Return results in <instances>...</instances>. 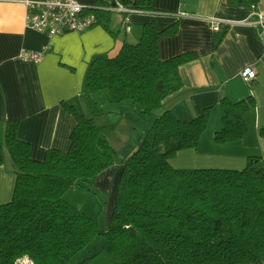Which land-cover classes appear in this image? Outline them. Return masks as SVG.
Instances as JSON below:
<instances>
[{"label":"trees","instance_id":"trees-1","mask_svg":"<svg viewBox=\"0 0 264 264\" xmlns=\"http://www.w3.org/2000/svg\"><path fill=\"white\" fill-rule=\"evenodd\" d=\"M256 5L259 0H252ZM242 6L244 0H228ZM154 10L152 0H97L85 13L93 25L112 33L115 7ZM92 25V26H93ZM175 22L161 30L154 22L142 26L137 43L125 42L114 57H96L86 74L92 93L106 89L112 102L131 100L147 114L182 86L179 67L198 58L184 51L158 56V39L173 34ZM220 39L217 38L216 42ZM219 143L242 138L243 114L254 107L249 95L238 101L222 98ZM76 119L68 149L50 148L43 159L30 156V143L18 137V119L6 121L0 143V164L6 148L16 167L10 201L0 204V264H17L27 256L33 264H70L100 234L101 248L76 264H264V156H249L242 169L174 168L179 150L196 147L206 129L210 107L189 120L164 110L138 146L121 159L113 210L108 226L65 199L74 186L95 191L98 175L116 164L110 128L94 116L64 102ZM264 136V128L260 130Z\"/></svg>","mask_w":264,"mask_h":264},{"label":"crops","instance_id":"crops-1","mask_svg":"<svg viewBox=\"0 0 264 264\" xmlns=\"http://www.w3.org/2000/svg\"><path fill=\"white\" fill-rule=\"evenodd\" d=\"M25 0H0V143L4 139L6 121L18 119V137L30 143V156L43 159L50 148L62 150L70 145V133L76 119L64 102L85 114H92L95 123L110 128L109 142L124 158L139 142L129 146L136 128L139 139L152 121L164 110L180 120H189L210 107L206 130L198 145L179 150L169 163L174 168L242 169L249 156H264V67L257 64L262 44L256 29L248 21L254 11L264 15V0L255 5L244 0L237 6L228 0H152L154 10L112 14V33L102 25L83 31H66L49 36L26 25ZM91 7L97 0H79ZM153 21L161 30L175 22L173 34L158 39V56L166 59L184 51H196L198 58L179 67L182 86L168 95L162 106L149 112L146 128L136 121L145 114L131 100L112 102L104 89L88 90L86 74L96 57H114L125 42L137 43L142 26ZM219 24V30L213 24ZM220 39L216 42V39ZM46 47L39 61L22 59L23 49ZM255 64L256 78L249 84L240 71ZM251 95L254 107L243 114L247 130L242 138L225 143L214 140L222 121V98L238 101ZM148 114V113H147ZM146 114V117L149 116ZM140 119V120H141ZM140 125V126H139ZM126 143V142H124ZM121 145V147H120ZM125 145V146H124ZM122 162L103 170L96 185L111 194L113 208ZM16 181V167L6 148L0 164V204L11 200ZM264 263V257H263ZM22 264H33L27 256Z\"/></svg>","mask_w":264,"mask_h":264},{"label":"built area","instance_id":"built-area-1","mask_svg":"<svg viewBox=\"0 0 264 264\" xmlns=\"http://www.w3.org/2000/svg\"><path fill=\"white\" fill-rule=\"evenodd\" d=\"M26 25L36 31L43 32L49 36L66 31H83L91 27L95 22L93 13H85L88 6L83 5L79 0H25ZM115 10L120 12L126 10L122 4H118ZM125 27L129 25L124 16ZM255 27L257 37L262 44V51L256 63L264 67V15L254 11L250 21ZM214 30H219V24H213ZM46 47L40 50L23 49L19 56L22 59L39 61ZM255 64L246 65L240 75L247 82L251 83L256 78Z\"/></svg>","mask_w":264,"mask_h":264},{"label":"rangeland","instance_id":"rangeland-1","mask_svg":"<svg viewBox=\"0 0 264 264\" xmlns=\"http://www.w3.org/2000/svg\"><path fill=\"white\" fill-rule=\"evenodd\" d=\"M149 116H145L139 118L137 116L136 121L140 123L141 125L144 126V130L147 127V121L148 119L152 118V114H147ZM141 119V120H140ZM153 122V121H152ZM140 126V125H139ZM150 126V125H149ZM141 127V126H140ZM136 128L134 135L131 139V142L129 143L128 141H123L122 144H128L131 146L132 144L134 145L136 142H139V136L138 132L140 133L141 128ZM222 127V123L219 127V129ZM149 129V127H147ZM148 129L145 130L144 134L148 131ZM218 129V130H219ZM206 130V129H205ZM204 130V131H205ZM126 142V143H124ZM125 146V145H124ZM121 147V145H120ZM122 149L118 152V159L121 160L124 158V153H120ZM130 155V154H129ZM95 191H88L86 189H83L79 186H74L72 189H70L66 194H65V199L73 204L75 207L81 209L83 212L94 218L97 223L98 227L100 230H105L108 226L110 216L112 213L113 208L111 207V194L105 191L104 189H100L96 184H95ZM104 241V236L100 234L91 244H89L84 250L79 252L74 258L71 260L70 264H76L78 260L82 259L85 256H88L96 250H99L101 248V244ZM17 264H22V258L18 260Z\"/></svg>","mask_w":264,"mask_h":264}]
</instances>
